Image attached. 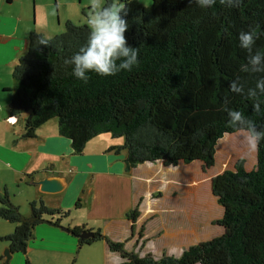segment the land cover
I'll return each instance as SVG.
<instances>
[{"label":"trees","instance_id":"trees-1","mask_svg":"<svg viewBox=\"0 0 264 264\" xmlns=\"http://www.w3.org/2000/svg\"><path fill=\"white\" fill-rule=\"evenodd\" d=\"M125 8L124 36L128 46L138 48L139 63L115 76L89 73L83 83L64 65V59L86 43L87 23L67 20L48 46L37 44L43 33H29L9 88L8 112L22 121V137H34L40 125L55 117L59 135L69 139L75 154L82 153L92 137L111 133L123 137L122 144L113 143L109 150L125 151L128 171L157 160L173 166L198 160L207 169L215 163L217 141L241 131L228 126L225 108L240 110L257 130L264 129V103L261 114L252 109L255 101H264V94L251 99L247 95L264 73L240 71L247 53L237 39L249 27L259 25L264 31V0H242L238 8L217 3L208 10L189 0H130ZM256 49L264 52V35L256 40ZM237 79L243 94L229 91V83ZM244 162L238 158L233 169L211 178V191L223 208L214 223L223 231L177 256L163 253L156 258L127 250L123 241H113L98 229L94 237L79 242L104 240L108 250L119 254L118 264H264V141L257 146L255 165L246 169ZM29 206L30 213L23 215L6 188L0 190V219L14 225L0 240L12 253H26L37 225L58 226L69 215L68 209L42 201L32 200ZM138 206L128 211L132 222L139 216ZM72 231L77 235L81 229Z\"/></svg>","mask_w":264,"mask_h":264},{"label":"crops","instance_id":"crops-1","mask_svg":"<svg viewBox=\"0 0 264 264\" xmlns=\"http://www.w3.org/2000/svg\"><path fill=\"white\" fill-rule=\"evenodd\" d=\"M53 1L57 16L50 23L48 17L55 13L46 11L45 6L49 7L52 0H0V188H6L15 204L13 184H24L28 202L42 201L49 207L68 209L69 213L75 210V216L69 219L70 230L98 229L139 254L150 252L160 256L164 249L172 254L166 251L171 247L179 248L180 253L185 247L204 241L202 238L209 235L211 227L219 226L212 220L223 213L222 206L220 211H215L217 207L211 211L214 204H219L211 192V178L216 174L210 171L212 166L204 169L198 160L175 166L157 160L140 163L128 171L123 162L125 151L109 150L113 143L106 136L92 137L83 152L75 154L69 139L59 135L53 121L40 125L34 137H22V121L8 112L12 96L9 88L13 85V68L27 49L29 33H58L67 20L84 22L90 14L89 0ZM44 175L56 178L61 189L43 192L32 184V180ZM138 202L139 216L132 222L128 211ZM212 212L218 214L212 216ZM146 218L150 220L148 226L141 224ZM13 229V224L0 219V235ZM44 232L34 229L33 240L28 242L24 255L30 264H41L42 259L46 264H59L55 259L62 258L64 264H74L83 246L97 243L102 245L107 260L112 259L114 264L121 261L117 252L108 250L104 240L81 244L79 238L73 239L78 235L73 232L67 231L71 236L59 230H52L53 234ZM2 261L0 254V264Z\"/></svg>","mask_w":264,"mask_h":264},{"label":"clouds","instance_id":"clouds-1","mask_svg":"<svg viewBox=\"0 0 264 264\" xmlns=\"http://www.w3.org/2000/svg\"><path fill=\"white\" fill-rule=\"evenodd\" d=\"M127 2L130 0H89L90 14L87 20L86 43L81 45L70 58L63 61L65 66H71V74L77 80L87 83L89 73L101 77L115 76L122 70L131 71L138 65V48L128 46L124 36L128 24L122 14H127L125 8ZM241 2L242 0H189V3H194L201 10L212 9L217 3L228 8H238ZM262 35L264 31L259 30V25L238 33V46L247 53L246 63L240 65L241 72L264 73V52L259 49L253 51L256 40ZM52 39L50 35H41L37 44L48 46ZM228 87L232 93H244L243 85L238 79L231 81ZM257 93L264 94V77L257 79L255 89H249L247 95L251 99L256 97ZM262 103L264 101L257 100L252 104V109L258 115L261 114ZM224 110L227 112L228 126L246 132L247 145L252 150H256L258 144L264 141V129L257 130L253 121L240 110L230 108Z\"/></svg>","mask_w":264,"mask_h":264},{"label":"rangeland","instance_id":"rangeland-1","mask_svg":"<svg viewBox=\"0 0 264 264\" xmlns=\"http://www.w3.org/2000/svg\"><path fill=\"white\" fill-rule=\"evenodd\" d=\"M76 2H78V0H76ZM145 3L147 4L148 2H145ZM45 9H46V11H49L51 14L55 13L53 16L48 17L49 22L52 23L53 18L56 19V16H57V13H56L57 12V5H56V3L52 0L51 5L49 7L45 6ZM80 11H81V8L79 9V12ZM88 12H90V10ZM87 20H88V18H86L84 20V22H80L78 20H75V21L73 20V21L76 23L83 24V23H87ZM63 30H64V28H63ZM58 33H60V32H58ZM55 34H57V33L54 32L53 34H50V35L53 36ZM6 95L8 97L9 94H6ZM51 121L55 122L56 126H57V118L54 117V118L47 120V122H49V123ZM245 135H246V132L241 130V131H238L236 133L224 134V136L218 140L217 145H216L215 163L212 166V168L210 169V171H216L214 173L217 174V173H219L225 169H232L234 163L237 161L238 158H243L245 160L244 166L246 169H250L255 165V163H256V150H252L247 145L246 140H245ZM98 136H106L108 138V141L111 143H115V144H122L123 143V137L114 138V137H112L111 133H100ZM218 170H219V172H217ZM210 171H209V173H211ZM198 175H202L201 172H199ZM202 176H204V174ZM208 177H210V175H208ZM25 189L26 188H25L24 184H21V186H17V184H13V189L11 190L12 191L11 194L13 195V200L15 201V204L17 203L16 205H19V209H20L21 213L23 215L27 216V214L30 213V206H29V202L27 200H25V198H27L26 196L29 194ZM214 208H216L215 211L216 210L220 211L221 205L218 204V206H217V204H214V206H212L211 211ZM75 214H76V212H75V210H73L71 213H69L68 216L64 217V219L60 222L61 226L60 225L54 226V225H50L48 222H43V223H40L39 225H37L35 227V229L41 228V230L42 229H43V231L45 230L44 233H46V234H53L52 230H59V231L63 232V234H68L69 236H71V233H68L67 231L61 230V229L67 228L69 225H72L70 223L69 219L72 216H75ZM215 214H218V213L212 212V216H214ZM219 215L221 216V214H219ZM44 216H45V218L50 217L47 215H44ZM148 222H150V220L148 218H146L143 220V222H141V224L148 226ZM212 222L214 223V220H212ZM154 223L155 222L153 221V226H154ZM50 226H53L54 229H52V227H50ZM141 228H143V227H141ZM221 232H222L221 227H219V226L218 227H211L209 235L206 236L205 239L204 238H202V239L207 240L209 238H212L214 236L219 235ZM73 239H77V237L74 236ZM4 242H6V241L0 240V254H2L4 252V249L6 247H8V246L1 247ZM144 243H143V245H144ZM97 244H99V243H97ZM97 244H94L91 246L90 245L83 246L80 250L81 254H80V256H77V258H76L77 261H75L74 264H106V263L107 264H114L112 259H110V260L106 259V256L104 255V252H103L102 245H97ZM136 245H138V244H136ZM145 247L148 249L150 248V246L146 245V243H145ZM126 249L131 250V248H129L128 246L126 247ZM140 251H142V249H140ZM163 251H164L163 253H165V249ZM166 251H172L171 252L172 255H176V256L181 253V252L180 253L177 252V251H179V248H175V247H171V249L167 248ZM154 254H155V252H154ZM115 255H118V254H115ZM153 256L158 258L161 255L159 256L158 254H156ZM63 260H64V258H62L61 260L55 259V261H57L59 264H64ZM44 261H46V260L42 259L41 264H46V262H44ZM8 264H26L25 255L22 252H14V254L12 255ZM33 264H36V262Z\"/></svg>","mask_w":264,"mask_h":264},{"label":"water","instance_id":"water-1","mask_svg":"<svg viewBox=\"0 0 264 264\" xmlns=\"http://www.w3.org/2000/svg\"><path fill=\"white\" fill-rule=\"evenodd\" d=\"M32 184L37 185L38 189L43 192H57L61 189V183L56 178H48L46 175H44L42 178H39L37 180H32ZM61 226V225H60ZM63 230H66L68 232H73L68 227L62 228ZM94 237V232L92 230L83 229L81 232L78 233L77 238L80 239H86V238H92ZM12 252H10L9 247H6L4 249V252L2 253L4 263L8 264L9 260L12 257Z\"/></svg>","mask_w":264,"mask_h":264},{"label":"bare ground","instance_id":"bare-ground-1","mask_svg":"<svg viewBox=\"0 0 264 264\" xmlns=\"http://www.w3.org/2000/svg\"><path fill=\"white\" fill-rule=\"evenodd\" d=\"M224 166V165H223Z\"/></svg>","mask_w":264,"mask_h":264},{"label":"built area","instance_id":"built-area-1","mask_svg":"<svg viewBox=\"0 0 264 264\" xmlns=\"http://www.w3.org/2000/svg\"><path fill=\"white\" fill-rule=\"evenodd\" d=\"M10 119V118H9Z\"/></svg>","mask_w":264,"mask_h":264},{"label":"flooded vegetation","instance_id":"flooded-vegetation-1","mask_svg":"<svg viewBox=\"0 0 264 264\" xmlns=\"http://www.w3.org/2000/svg\"><path fill=\"white\" fill-rule=\"evenodd\" d=\"M3 263V262H2Z\"/></svg>","mask_w":264,"mask_h":264}]
</instances>
